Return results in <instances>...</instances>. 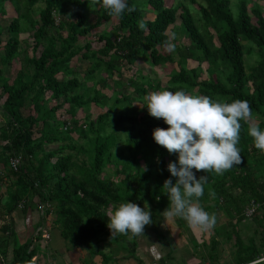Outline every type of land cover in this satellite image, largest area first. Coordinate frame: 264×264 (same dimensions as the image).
Instances as JSON below:
<instances>
[{"label": "trees", "instance_id": "16d2710c", "mask_svg": "<svg viewBox=\"0 0 264 264\" xmlns=\"http://www.w3.org/2000/svg\"><path fill=\"white\" fill-rule=\"evenodd\" d=\"M165 2L127 0L131 11L116 17L102 0L95 5L91 0H0V163L9 181L6 212L21 201L27 208L28 199L37 196L53 205L54 224L68 244H98L109 237L103 238L114 205L146 203L155 215L168 202L160 189L163 181L175 182L166 170L175 153L151 138L154 128L167 125L147 114V94L181 90L219 102L246 100L253 120L240 121L241 164L219 175L193 172L206 177L200 206L216 223L227 218L236 263L256 261L259 250L264 253V153L253 146L247 129L249 124L264 128V5L170 0L167 7ZM7 3L15 15L4 19ZM112 20L108 30L95 31ZM166 42L174 51L165 52ZM14 61L18 68L13 71ZM191 62L195 66L189 67ZM166 66L164 79L153 71ZM93 107L101 113L91 115ZM16 155L22 162L14 172L8 158ZM251 201L258 207L245 244L239 226L247 221L243 212ZM210 245L213 263V238ZM28 246L14 254L11 264L30 263Z\"/></svg>", "mask_w": 264, "mask_h": 264}, {"label": "clouds", "instance_id": "9594fccd", "mask_svg": "<svg viewBox=\"0 0 264 264\" xmlns=\"http://www.w3.org/2000/svg\"><path fill=\"white\" fill-rule=\"evenodd\" d=\"M96 2L91 0L93 5ZM102 5L111 16L119 17L125 11H131L127 0H102ZM164 47L168 52L174 51L172 43L166 42ZM143 105L149 116L161 119L167 125L166 128H154L152 140L176 156L175 161L166 165L175 182L165 179L160 188L168 201L164 214L169 218H182L202 231L210 230L216 218L198 203L204 193L206 177L197 178L193 170L212 171L219 175L241 164L237 147L240 121H252V109L246 100L219 102L181 90L150 92L143 98ZM247 134L253 146L264 153V128L249 124ZM151 217L146 203L141 207L126 200L113 206L107 227L113 235L141 236L145 225L152 224Z\"/></svg>", "mask_w": 264, "mask_h": 264}, {"label": "crops", "instance_id": "0c3cea01", "mask_svg": "<svg viewBox=\"0 0 264 264\" xmlns=\"http://www.w3.org/2000/svg\"><path fill=\"white\" fill-rule=\"evenodd\" d=\"M6 176L7 171L4 169V173L0 175L4 181L0 186V245L2 244L0 256L5 264H11L14 254L26 244L29 245L28 252L32 250L29 264H237L234 237L229 238L227 235L231 232L229 226L225 224L223 229H211L213 234H218L226 240H233L234 259L226 260L221 250L223 240H218L215 235L206 238L208 230L202 231L190 226L182 218L167 217L163 211L168 202L162 209L156 210L155 215L154 212L152 213L153 208L148 205L150 213L154 216L151 217L152 224L145 225L141 236L113 235L108 230L103 238L109 236L110 239L108 237L98 244L88 246H72L62 237L61 231L54 224L53 217L45 226L49 235L48 240H42L38 236L37 242L34 243L32 238L42 223L35 209L39 200L37 196H31V200L28 199L27 208H16L7 214L5 204L9 181ZM223 218L226 222L227 218L223 216L215 224L219 225ZM241 225L246 226V229ZM241 225L239 226L240 231L247 234L245 238L241 235V239L245 244H249L248 238L252 237L253 230L249 229L248 221H243ZM225 226L228 230H225ZM114 236L117 238L112 239L111 237ZM212 238L216 241L214 251L216 258L213 263L208 258ZM259 251L260 258L253 262L264 258L263 251ZM22 256L25 257V255Z\"/></svg>", "mask_w": 264, "mask_h": 264}, {"label": "rangeland", "instance_id": "374dc122", "mask_svg": "<svg viewBox=\"0 0 264 264\" xmlns=\"http://www.w3.org/2000/svg\"><path fill=\"white\" fill-rule=\"evenodd\" d=\"M252 1H255L257 4H259V6H263L264 5V2H262V1H256V0H252ZM232 2H234V0H232ZM236 4V3H235ZM234 4V5H235ZM165 5L168 7V6H170V0H166V2H165ZM250 6V5H249ZM5 11H6V15L4 16V19H7L8 17H11V16H14L15 15V13H14V11H13V8L7 3L6 5H5ZM232 9H234L235 10V8H232ZM191 10H193V7L191 8ZM146 18H151V16H146ZM115 24V20H112L111 21V23L110 24H105V25H103V26H101L100 28H98V29H96L95 31L96 32H99L100 30H108V27L110 26V25H114ZM105 28V29H104ZM211 31V33L213 34V31L212 30H210ZM21 38H24L23 36L21 37ZM187 41H185L184 43L185 44H187L186 43ZM165 52H167V51H165ZM245 60H246V58H245ZM246 63L247 64H252V61L251 60H249V59H247L246 60ZM141 66H144L143 64H141ZM192 66H195V64L194 63H189V67H192ZM18 68V65H17V63H16V61H14L13 62V68H12V70L14 71L15 69H17ZM84 68V67H83ZM82 68V69H83ZM202 68H203V70L206 68V64H203L202 65ZM169 70H170V67H168V66H166L164 69H161V68H155V69H153V71H155L156 73H157V76L159 77V78H162V79H164L165 77L164 76H166V74L169 72ZM9 71V70H8ZM5 75L6 76H8V77H10V71H9V73H5ZM202 78H206V75L203 73L202 74ZM2 100H3V98H1L0 99V104H2ZM89 113L91 114V115H95V114H100L101 113V110H99L98 108H95V107H93V108H90L89 109ZM77 116L79 117V118H81V117H83V114H82V112H81V110H79L78 112H77ZM37 118H39L38 116H37ZM2 123V118H1V116H0V124ZM117 149H123V152H125V149H124V145L122 144V143H118L117 144ZM223 217V216H222ZM221 217V218H222ZM225 218H223V220L222 221H220L219 222V225H214L213 226V228L214 229H223L224 228V225L226 224V222H225V220H224ZM248 222H249V220H247ZM242 226H244V225H241V227ZM248 226V225H247ZM245 227V229H246V226H244ZM213 228H211V229H213ZM211 229L210 230H208V233H206V238H207V236L208 237H211V236H213V235H215V234H213L212 233V231H211ZM245 229H242V230H245ZM250 230H252V227H251V225H250V228H249ZM249 229H247V230H249ZM225 230H228V227H226L225 226ZM245 233L246 232H244L243 233V231H241V235H242V237L243 238H245V236L247 235H245ZM217 235V236H216ZM215 235V237L216 238H218V240H220V241H222L223 240V242H222V245H221V250L224 252V255H225V259L226 260H231V259H234V257H233V252H234V245H233V240L231 241V240H226V239H224L223 237H221L220 235H218V234H216ZM227 250H229V252L227 251Z\"/></svg>", "mask_w": 264, "mask_h": 264}, {"label": "built area", "instance_id": "2783aa9c", "mask_svg": "<svg viewBox=\"0 0 264 264\" xmlns=\"http://www.w3.org/2000/svg\"><path fill=\"white\" fill-rule=\"evenodd\" d=\"M60 120H65L64 116H60ZM69 123L67 121L65 122V125L63 126V129L66 130ZM22 162V159L20 156H10L8 158V168L12 171L16 172L18 168L20 167ZM4 173V169L2 167V164L0 163V175ZM258 204L254 201H251L248 206L245 208L243 212L244 219L249 220L253 216L255 210L257 209ZM17 209H23L24 208V201H21L17 207ZM35 209L39 215V218L41 219V225L38 228L37 232L34 234L32 238V242H37L38 236L41 237L42 240H48L49 235L47 233V229L45 226H47V222L54 217L55 211L53 205L48 201H38L35 205ZM264 260V258L260 259L259 261ZM257 261V262H259ZM257 262H251L247 264H256ZM0 264H5L2 257L0 256Z\"/></svg>", "mask_w": 264, "mask_h": 264}]
</instances>
